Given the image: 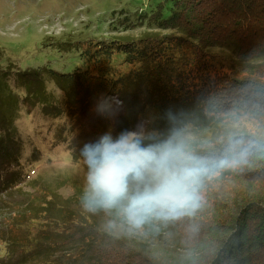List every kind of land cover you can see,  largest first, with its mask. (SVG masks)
Segmentation results:
<instances>
[{"label": "trees", "instance_id": "16d2710c", "mask_svg": "<svg viewBox=\"0 0 264 264\" xmlns=\"http://www.w3.org/2000/svg\"><path fill=\"white\" fill-rule=\"evenodd\" d=\"M154 2L125 27L170 33L56 40L76 51L77 67H26L15 74L20 93L0 94V264H264V61H254L264 56V0ZM66 78L80 94L77 106L66 107L48 88ZM18 94L56 127L66 116L56 132H76L68 138L78 151L107 132L115 137L110 113L97 111L107 98L130 124L193 105L223 124L192 152L212 161L238 140L249 153L204 178L201 206L191 214L133 230L115 209L86 210L76 180L27 177L26 162L34 160L23 159L28 142L15 125Z\"/></svg>", "mask_w": 264, "mask_h": 264}, {"label": "rangeland", "instance_id": "374dc122", "mask_svg": "<svg viewBox=\"0 0 264 264\" xmlns=\"http://www.w3.org/2000/svg\"><path fill=\"white\" fill-rule=\"evenodd\" d=\"M154 1L0 0V94L7 93L9 89L20 93L21 88L14 86L15 74L26 67L48 66L61 72H70L77 67L80 61L76 51L58 48L56 40L79 41L93 36L130 39L142 34L170 33L147 25L125 27L128 19L134 20V12L153 10ZM125 16L128 18L124 19ZM213 52L237 61L228 50L215 49ZM254 61H264V56ZM47 85L64 98L66 107L80 103L74 81L66 78ZM18 96L21 100L16 112L20 115L15 125L28 142L23 159L34 160L26 162L28 165L24 171H28L27 177H41L53 182L56 176H68L85 188L86 166L80 151L72 147L68 138L77 133L70 130L64 137L63 132H56V128L63 127L61 122L67 117L61 118L56 127V119L40 114V105L28 108L22 102L23 96ZM122 113L123 110L114 105L109 115L116 128L115 137L137 127L143 133L141 144L145 147L178 140L192 150L212 141L223 124L219 117L207 116L193 105L172 107L158 117L143 118L133 124L123 122L120 119ZM62 190L70 189L66 185ZM200 194L203 196L204 192Z\"/></svg>", "mask_w": 264, "mask_h": 264}, {"label": "clouds", "instance_id": "9594fccd", "mask_svg": "<svg viewBox=\"0 0 264 264\" xmlns=\"http://www.w3.org/2000/svg\"><path fill=\"white\" fill-rule=\"evenodd\" d=\"M111 110L110 99L97 105L102 115ZM142 139L143 133L134 127L115 138L107 132L80 149L86 166L83 207L91 212L115 209L133 230L153 220L191 214L201 206L204 178L217 169L236 166L249 153V148L239 147L240 141L233 140L227 154L209 161L183 141L145 147Z\"/></svg>", "mask_w": 264, "mask_h": 264}]
</instances>
